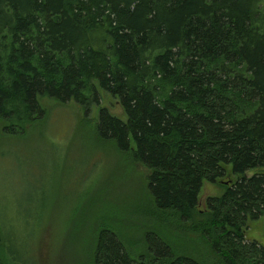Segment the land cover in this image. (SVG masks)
I'll list each match as a JSON object with an SVG mask.
<instances>
[{"label": "trees", "instance_id": "trees-1", "mask_svg": "<svg viewBox=\"0 0 264 264\" xmlns=\"http://www.w3.org/2000/svg\"><path fill=\"white\" fill-rule=\"evenodd\" d=\"M43 97L99 106L96 134L148 169L166 225L136 250L100 225L87 264H264L247 237L264 218V0H0L3 132L46 114Z\"/></svg>", "mask_w": 264, "mask_h": 264}, {"label": "rangeland", "instance_id": "rangeland-1", "mask_svg": "<svg viewBox=\"0 0 264 264\" xmlns=\"http://www.w3.org/2000/svg\"><path fill=\"white\" fill-rule=\"evenodd\" d=\"M100 94V106L125 118L117 98ZM42 102L46 114L24 131L5 133L0 122V263L87 264L100 225L115 227L134 250L147 228L164 230L148 169L96 134L99 106L86 116L74 101ZM224 181H205L202 200L221 195ZM247 227V237L264 246V218Z\"/></svg>", "mask_w": 264, "mask_h": 264}]
</instances>
